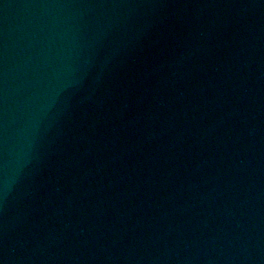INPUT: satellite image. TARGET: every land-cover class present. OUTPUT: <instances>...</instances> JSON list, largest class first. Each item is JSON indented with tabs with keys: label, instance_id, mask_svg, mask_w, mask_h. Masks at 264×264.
<instances>
[{
	"label": "water",
	"instance_id": "95a60500",
	"mask_svg": "<svg viewBox=\"0 0 264 264\" xmlns=\"http://www.w3.org/2000/svg\"><path fill=\"white\" fill-rule=\"evenodd\" d=\"M0 264H264V0H0Z\"/></svg>",
	"mask_w": 264,
	"mask_h": 264
}]
</instances>
